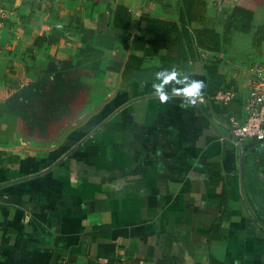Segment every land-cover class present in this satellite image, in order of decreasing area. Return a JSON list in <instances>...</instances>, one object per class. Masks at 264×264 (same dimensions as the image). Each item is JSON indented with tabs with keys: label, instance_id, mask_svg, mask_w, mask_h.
<instances>
[{
	"label": "crops",
	"instance_id": "1",
	"mask_svg": "<svg viewBox=\"0 0 264 264\" xmlns=\"http://www.w3.org/2000/svg\"><path fill=\"white\" fill-rule=\"evenodd\" d=\"M0 4V264H264V143L236 146L228 128L264 66V0ZM156 22L178 34L152 49ZM80 47L94 63L85 128L11 149L10 102ZM222 88L226 106L210 100Z\"/></svg>",
	"mask_w": 264,
	"mask_h": 264
},
{
	"label": "trees",
	"instance_id": "2",
	"mask_svg": "<svg viewBox=\"0 0 264 264\" xmlns=\"http://www.w3.org/2000/svg\"><path fill=\"white\" fill-rule=\"evenodd\" d=\"M238 14H242L243 17L250 19V14L247 12H243L240 9H236ZM152 29H145L143 32L145 34H153L155 35L156 41L151 43L152 49L160 48V40H165L166 37H169L171 34H178V31L173 24L165 23V22H156L155 25L151 27ZM154 29V30H153ZM184 39L189 43L190 35L183 30ZM204 37L208 39H215L217 36L212 32L197 33L198 37ZM199 44L206 48L205 44L199 42ZM68 90H65V93ZM84 92V91H83ZM88 91H85V94ZM63 93V94H65ZM76 95V102H78V106L74 108L73 112L75 113L66 114V111L61 112L60 108L66 106L69 107L70 103V95ZM79 94V93H78ZM77 94V91H69L68 99H65V96L59 95L57 96L55 93L50 95V98L45 99L44 101L39 102L37 97H34L32 100L28 99H15L10 102L9 112L13 116L16 117V127L14 133V141L9 144L11 149H19V148H31L33 150H42V148L46 147L50 144H56L59 140H61L66 134L70 133L73 130H81L85 127L83 121L89 114L92 113L93 108L87 107L89 99L86 97H80ZM57 107V108H56ZM46 111V119H51L50 123L46 122V119H43L39 114L44 113ZM47 111L49 113H47ZM53 114V116H50ZM80 125H76V124ZM55 124V125H54ZM0 148H2L0 146ZM6 152L4 149H0V162H6L5 159H2L1 156ZM15 160V159H14Z\"/></svg>",
	"mask_w": 264,
	"mask_h": 264
},
{
	"label": "rangeland",
	"instance_id": "3",
	"mask_svg": "<svg viewBox=\"0 0 264 264\" xmlns=\"http://www.w3.org/2000/svg\"><path fill=\"white\" fill-rule=\"evenodd\" d=\"M92 57V53L84 47L77 48L74 53L69 50H62L61 53L50 56L48 62L42 66L38 79L30 84L20 97L16 99L32 100L37 97L38 101L41 102L55 93L57 96H65L67 100L68 92L73 90H76L80 97L85 98L87 86L84 81L93 71L94 63ZM65 90L68 91L65 93ZM69 100L71 104L67 109H65L66 106L64 105L60 108V111H66L68 116L70 114L74 115L73 110L78 106L76 95L74 97L71 94ZM47 113L49 112L47 111ZM39 115L46 119V111ZM50 116H53V114ZM46 122L50 123L51 119H46Z\"/></svg>",
	"mask_w": 264,
	"mask_h": 264
},
{
	"label": "built area",
	"instance_id": "4",
	"mask_svg": "<svg viewBox=\"0 0 264 264\" xmlns=\"http://www.w3.org/2000/svg\"><path fill=\"white\" fill-rule=\"evenodd\" d=\"M12 15V11L0 4V39L5 24ZM253 78L250 82L248 95L244 102L245 117L229 118L228 128L230 129L232 142L236 146L248 140H256L264 143V66H254L251 70ZM235 97L231 88L218 90L210 100L223 106L229 104ZM199 101L208 100L199 98Z\"/></svg>",
	"mask_w": 264,
	"mask_h": 264
},
{
	"label": "clouds",
	"instance_id": "5",
	"mask_svg": "<svg viewBox=\"0 0 264 264\" xmlns=\"http://www.w3.org/2000/svg\"><path fill=\"white\" fill-rule=\"evenodd\" d=\"M168 79V77H167ZM203 87V82L198 81L195 82L190 88L183 89L182 91L187 95V96H197L199 95V89ZM162 99H166L165 96L161 93ZM191 103H195V100H193Z\"/></svg>",
	"mask_w": 264,
	"mask_h": 264
}]
</instances>
